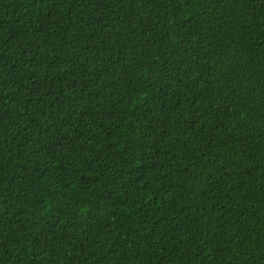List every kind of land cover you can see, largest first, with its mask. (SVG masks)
Here are the masks:
<instances>
[{
  "label": "trees",
  "instance_id": "obj_1",
  "mask_svg": "<svg viewBox=\"0 0 264 264\" xmlns=\"http://www.w3.org/2000/svg\"><path fill=\"white\" fill-rule=\"evenodd\" d=\"M0 264H264V0H0Z\"/></svg>",
  "mask_w": 264,
  "mask_h": 264
}]
</instances>
